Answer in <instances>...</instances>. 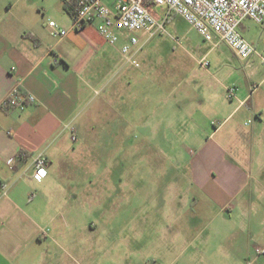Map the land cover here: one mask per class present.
<instances>
[{
    "label": "crops",
    "instance_id": "1",
    "mask_svg": "<svg viewBox=\"0 0 264 264\" xmlns=\"http://www.w3.org/2000/svg\"><path fill=\"white\" fill-rule=\"evenodd\" d=\"M115 1L105 3L113 6ZM34 3L16 0L0 13V264H35V253L42 246L43 228L57 222L70 195L75 200L83 195L91 204L96 198L109 196L113 190V172L104 167L97 174L93 166L98 157H91L93 146L88 147L86 157L82 155L85 147L77 143L80 136L91 143L103 138L100 133L111 131L109 125L88 124L84 118L94 115L89 107L97 86L104 81L123 79L124 63L121 57L116 59L118 51L99 36L95 24L80 32H70L65 38L51 34L47 15L64 10L62 0H51L49 5L43 3L41 8ZM56 22L65 30L72 25L69 15ZM168 25L169 22L167 29ZM240 30L242 34L252 35L244 24ZM220 46H225L231 58H236L225 44ZM210 52L200 58V66ZM259 54L242 63L243 71L248 73L246 82L242 81L247 89L244 94L232 90L233 96L226 94L227 83L233 82V88L240 90V77H235L240 67L235 68L231 59H223L224 55L220 54V65L227 75L220 81L216 78L220 95L212 92L208 99H199L200 105L210 100L211 105L220 108V123L211 121L213 129L207 128L199 140L196 138L197 144L193 145L198 149L189 151L191 157L185 164L189 174L184 175L189 183L187 190L183 192L178 184L173 190V204L182 203L189 219L182 222L173 215L164 220L168 228L181 229L195 226L197 221L201 222L200 216L209 212L214 218L235 212L237 219L233 220L229 214L222 221L233 233L220 238V251L229 256L241 250L243 261L248 264H264V241L261 248L256 239V229L264 224V220L256 221L258 188L248 182L253 174L257 180L264 179V74L259 73L260 69L264 71V65L259 67L264 61ZM201 68L209 73L208 67ZM207 86L213 91L211 82ZM16 87L23 94L33 95L35 103L22 111L5 107L4 101ZM199 113L200 117H213L208 109ZM157 115L153 113L149 125L160 137L162 120ZM185 118L192 121L194 115ZM244 120L250 123L249 129L240 125ZM147 126L143 124V128ZM194 127L191 124L190 131L185 130L182 140L192 142ZM40 154L48 162L47 176L41 181L34 177L35 159ZM258 164L262 166L254 171ZM91 167L90 172L84 173ZM81 179L90 180L83 190L79 188ZM98 179L104 182L96 184ZM176 241L173 238L170 243ZM30 244L37 247L31 248ZM253 251L257 255L251 260Z\"/></svg>",
    "mask_w": 264,
    "mask_h": 264
},
{
    "label": "rangeland",
    "instance_id": "2",
    "mask_svg": "<svg viewBox=\"0 0 264 264\" xmlns=\"http://www.w3.org/2000/svg\"><path fill=\"white\" fill-rule=\"evenodd\" d=\"M30 1L38 8L43 3H51V0ZM111 1L104 0L106 3ZM14 2L16 0H0V13L7 11ZM156 12L163 16L165 9L156 8ZM50 14L47 24L50 20L56 22L61 17L68 18L63 8ZM243 24L252 31V35L242 31L244 36L252 40L261 52L258 54L264 56L261 26L252 20ZM167 30L182 44L177 45L168 35L157 36L145 45L142 41L144 47L135 56L140 68L123 64L121 81H104L97 86V93L92 94L89 109L94 115L86 116L84 121L109 125L111 131L100 133L103 138L91 143L80 136L77 145L85 147L82 155L86 157L89 156L88 147L93 146L91 157H98L93 166L97 174L104 167L113 172L112 193L102 199L96 198L91 204L83 195L76 200L70 195L57 222L43 228L42 246L35 253V264H248L243 261L241 250L229 256L220 251V238L233 233L230 226L222 225V221L228 219L229 214L233 220L237 219L235 212L229 211L224 217L215 215V218L209 212L200 216L201 222L197 221L196 227L181 229L168 228L164 221L173 215L179 216L178 220L182 222L189 219V212L182 210V203L173 204V190L176 184L183 192L187 190L189 183L184 175L189 174L185 166L191 157L189 151L198 149L193 145L197 144L196 138L199 140L207 128L213 129L211 121L220 123V108L211 105L210 100L205 105L199 102V99H208L209 93L220 95L217 80L227 78L220 65V54L224 55L223 59H231L235 68L240 67L235 76L240 77V90L233 88V82L229 81L227 95L233 96L234 90L244 94L247 87L242 81L245 83L248 75L242 68L244 62L231 58L225 46L211 50L212 44L181 18L172 16ZM209 51L208 73L199 61ZM116 59H120L118 54ZM263 65L259 67L263 68ZM259 73L262 76L263 69ZM207 82H211L213 91ZM207 109L213 117H200L199 111L203 113ZM154 112L162 120L160 137L150 126ZM191 113L194 119L189 121L185 115ZM143 124L148 125L147 128H143ZM191 124L196 126L192 142L182 140ZM240 125L243 129L250 127L248 120ZM260 166L255 165L254 171ZM90 170L92 167L84 173ZM89 181L81 179L79 188L83 190ZM103 182L96 180V184ZM248 182L258 188L256 221L260 222L264 220V179L257 180L253 174ZM77 200L79 202L75 203ZM256 231L257 246L262 248L264 224ZM173 238H177L175 244L170 243ZM40 254H46V257H40ZM250 255L252 260L257 254L253 251Z\"/></svg>",
    "mask_w": 264,
    "mask_h": 264
},
{
    "label": "built area",
    "instance_id": "3",
    "mask_svg": "<svg viewBox=\"0 0 264 264\" xmlns=\"http://www.w3.org/2000/svg\"><path fill=\"white\" fill-rule=\"evenodd\" d=\"M62 1L72 13V25L65 30L50 20L48 26L53 36L65 38L70 32H80L95 24L99 36L118 51L122 62L136 68L141 66L136 54L157 36L168 35L180 45V40L167 30L172 16L197 30L212 44L211 50L225 44L242 62L258 55L256 46L241 33L242 24L252 20L264 28V0H116L113 6L104 0ZM160 7L165 9L163 16L156 12ZM259 56L264 61V57ZM200 64L210 65L207 58ZM35 101L33 95L23 94L16 87L3 105L22 111ZM47 164L43 154L36 157L35 179L41 181L47 176Z\"/></svg>",
    "mask_w": 264,
    "mask_h": 264
},
{
    "label": "trees",
    "instance_id": "4",
    "mask_svg": "<svg viewBox=\"0 0 264 264\" xmlns=\"http://www.w3.org/2000/svg\"><path fill=\"white\" fill-rule=\"evenodd\" d=\"M64 10L72 18V13H71L70 9H68L66 6H64ZM29 37L32 38V36H29Z\"/></svg>",
    "mask_w": 264,
    "mask_h": 264
}]
</instances>
